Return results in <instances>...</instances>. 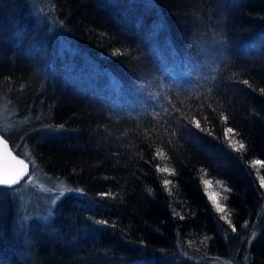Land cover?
Instances as JSON below:
<instances>
[{"label":"trees","instance_id":"16d2710c","mask_svg":"<svg viewBox=\"0 0 264 264\" xmlns=\"http://www.w3.org/2000/svg\"><path fill=\"white\" fill-rule=\"evenodd\" d=\"M46 1L0 0V135L69 190L0 185V264H264V0Z\"/></svg>","mask_w":264,"mask_h":264},{"label":"rangeland","instance_id":"374dc122","mask_svg":"<svg viewBox=\"0 0 264 264\" xmlns=\"http://www.w3.org/2000/svg\"><path fill=\"white\" fill-rule=\"evenodd\" d=\"M95 69V68H93ZM92 68L90 69V71ZM97 70V69H95ZM104 73L105 75L100 74L104 81L111 86H117L118 80L114 78L110 72H98ZM93 75H96V73ZM118 91V90H116ZM6 115V114H5ZM7 117V116H6ZM4 122V123H3ZM2 125L6 128L12 126V122L9 121L7 118L4 117L2 121ZM27 161L25 163L29 167V172L22 178L21 184L22 189L17 192V197L19 199V211L20 214L23 216L22 222L28 223V221L32 218L37 219V217L41 218L42 220H47L50 218L52 214V207L53 205L59 200L61 196H63L66 192H68V187L64 186L61 183L53 180V182L44 180L41 175L40 169H37L35 165L32 167L30 164L29 158L25 157ZM29 163V164H28ZM35 176L39 177L38 179ZM45 182V183H44ZM24 186V187H23Z\"/></svg>","mask_w":264,"mask_h":264},{"label":"snow or ice","instance_id":"6c2138e0","mask_svg":"<svg viewBox=\"0 0 264 264\" xmlns=\"http://www.w3.org/2000/svg\"><path fill=\"white\" fill-rule=\"evenodd\" d=\"M245 84L248 81H244ZM197 127H200L199 122L196 124ZM229 132H232V129H228ZM0 143H4L0 141ZM233 147L235 148V143H233ZM245 146L243 143H239V147L235 148V150L239 151L243 149ZM7 145L5 144V149ZM28 165L24 163L23 160L17 159L13 156L10 152L5 151L3 156L0 157V185H14L18 183L22 176L27 172ZM207 183V182H206ZM261 184L264 185V180L261 181ZM213 199L215 203V198L210 197ZM216 208L218 211L223 212L224 209L217 203ZM101 223H104L101 221Z\"/></svg>","mask_w":264,"mask_h":264},{"label":"bare ground","instance_id":"6f19581e","mask_svg":"<svg viewBox=\"0 0 264 264\" xmlns=\"http://www.w3.org/2000/svg\"><path fill=\"white\" fill-rule=\"evenodd\" d=\"M30 4L33 6V9L39 11L42 9L43 12L47 11L49 3L46 0H30ZM27 175V174H26ZM24 176L21 177L22 180ZM37 178V176H35Z\"/></svg>","mask_w":264,"mask_h":264},{"label":"water","instance_id":"95a60500","mask_svg":"<svg viewBox=\"0 0 264 264\" xmlns=\"http://www.w3.org/2000/svg\"><path fill=\"white\" fill-rule=\"evenodd\" d=\"M0 141H3L4 143H0V157L3 156L4 152H10L13 156H15L17 159L23 160L25 163V160L23 157L16 155L14 151L11 149L9 143L0 135ZM5 144L7 145V148L5 149ZM26 164V163H25Z\"/></svg>","mask_w":264,"mask_h":264}]
</instances>
